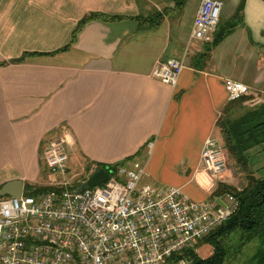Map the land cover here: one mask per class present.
Returning a JSON list of instances; mask_svg holds the SVG:
<instances>
[{
  "label": "crops",
  "instance_id": "1",
  "mask_svg": "<svg viewBox=\"0 0 264 264\" xmlns=\"http://www.w3.org/2000/svg\"><path fill=\"white\" fill-rule=\"evenodd\" d=\"M200 1L177 10L173 0H148V10L167 9L149 28L134 18L153 12L142 14L147 0H0V185L39 182L38 155L62 139L69 169L70 162L137 161L148 179L198 201L219 196L220 183L240 189L232 167L209 188L199 158L206 138L222 140L217 120L231 102L224 79L248 87L241 113L264 104V0H244V25L211 49L203 67L195 65L203 42L190 38ZM239 1L224 0L220 19ZM92 12L121 18L87 21L56 51ZM24 53L31 54L13 61ZM171 57L184 58L175 85L152 74ZM263 144L245 152L254 174L264 169Z\"/></svg>",
  "mask_w": 264,
  "mask_h": 264
},
{
  "label": "built area",
  "instance_id": "2",
  "mask_svg": "<svg viewBox=\"0 0 264 264\" xmlns=\"http://www.w3.org/2000/svg\"><path fill=\"white\" fill-rule=\"evenodd\" d=\"M222 5V0L200 1L191 39L212 40ZM183 67V57H171L159 61L152 74L175 85ZM223 85L227 101L248 92L246 85L230 78ZM68 159L65 141H50L42 150V162L55 176L47 184L53 188L0 196V264H190L184 251L211 233L235 207L229 194L198 201L179 187L143 182L145 169L137 161L101 167L108 178L81 190L67 177ZM199 160L206 185L216 188L228 171L223 144L206 138ZM98 168L86 167L85 180Z\"/></svg>",
  "mask_w": 264,
  "mask_h": 264
},
{
  "label": "trees",
  "instance_id": "3",
  "mask_svg": "<svg viewBox=\"0 0 264 264\" xmlns=\"http://www.w3.org/2000/svg\"><path fill=\"white\" fill-rule=\"evenodd\" d=\"M173 1L174 7L179 10L184 0ZM243 6L244 0H240L235 11L229 18L219 19L212 40L203 43V51L195 57L196 66L203 67L211 49L234 28L244 25ZM166 10H155L146 16L137 15L134 18L138 19L141 25L151 28L160 23ZM118 18H121V16L108 15L101 12L89 13L77 22L72 31L70 41L66 45L56 49V51L66 50L75 41L78 30L87 21L93 19L109 21ZM27 54L31 53H24V55L13 61H20ZM235 101H231L225 105L221 116L217 120V126L220 129L224 142L223 145L227 154L246 172V183L240 189L227 184L220 183L218 185L214 195H222L224 193L232 195L235 199V207L219 226L201 239L212 247L210 255L204 258L199 257L192 248L184 251L183 255L190 259V264H223L224 260L230 255H228L227 245L223 242L225 238H231L235 241L230 252H240V255H242L241 253H243V248L246 244L256 241L257 246L255 250L248 257H244L245 259L242 260V264H264V175L255 177L250 169L246 170L249 162L245 154L248 149L264 142V104L244 111L236 117L229 118L226 113ZM117 165L121 164H98L97 166L99 168H107ZM52 188L49 185L35 187L24 184L23 189L24 192L35 194L45 192Z\"/></svg>",
  "mask_w": 264,
  "mask_h": 264
},
{
  "label": "rangeland",
  "instance_id": "4",
  "mask_svg": "<svg viewBox=\"0 0 264 264\" xmlns=\"http://www.w3.org/2000/svg\"><path fill=\"white\" fill-rule=\"evenodd\" d=\"M169 1L170 0H167V2H169ZM222 2H223V6H224V0H222ZM162 7H163V5L160 6V8H162ZM154 9L155 8L153 7L151 10H148V0H147L146 9L144 10V12L142 14H146L148 12H151ZM241 101H242V99L233 102V104H232L233 106L226 113V115L229 118H233V117H236L239 114H241V112H240V106L242 105ZM221 139H222V136H221ZM218 140H219V142L224 144L223 139L222 140L218 139ZM263 146H264V144H263ZM259 154H264V148L260 151ZM249 157H251V155H249ZM228 167L234 168L235 176H237V178L239 180V184H242V186H243L246 183V179H245V173L246 172L243 171L241 169V167L235 162V160L232 157H230L229 155H228ZM38 168H39V176H38L39 182L32 183L31 184L32 186H35V187L47 186V184L49 182L55 180V176L53 174H50L47 171L45 165L42 164V152L38 155ZM248 169L251 170V173L255 177L263 176V174H264V169L261 171L262 175H260L261 173L254 174V171L252 169V165L250 164V162L246 166V170H248ZM146 172L147 171L144 172V175L142 177L143 182H148V183L153 184L155 186L161 185L160 183L153 181V179H150V178L148 179V176H146ZM67 177L72 179V182H73L72 185L73 186L79 187L85 181V178L87 177V170L83 165L74 164V163L70 162V169H69V173H68ZM24 183H27V182H24ZM223 242L228 247V251H229L228 255L230 254L224 260L223 264H242V260L245 259L244 257H248V255L251 254L257 246L256 241H252V242L246 244L243 248V253H241L242 255H240V252L239 253L230 252V251H232V247L235 244V241L233 239L225 238ZM192 249L199 257H203V258L207 257L212 252V247L208 243H206L204 240L198 241L196 244H194Z\"/></svg>",
  "mask_w": 264,
  "mask_h": 264
},
{
  "label": "water",
  "instance_id": "5",
  "mask_svg": "<svg viewBox=\"0 0 264 264\" xmlns=\"http://www.w3.org/2000/svg\"><path fill=\"white\" fill-rule=\"evenodd\" d=\"M108 178L107 172L103 168H98L95 172L88 176V178L81 184L80 189L90 188L98 185ZM24 188L21 179H10L0 185V196L11 195L20 196Z\"/></svg>",
  "mask_w": 264,
  "mask_h": 264
}]
</instances>
